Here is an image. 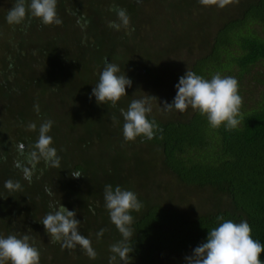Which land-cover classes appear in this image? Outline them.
<instances>
[{
    "label": "trees",
    "instance_id": "1",
    "mask_svg": "<svg viewBox=\"0 0 264 264\" xmlns=\"http://www.w3.org/2000/svg\"><path fill=\"white\" fill-rule=\"evenodd\" d=\"M156 1L165 3L166 11L162 19L156 16L161 11L151 16L149 22L156 24L150 32L141 31L148 14L142 3L151 6ZM15 2L0 0V131L16 146L9 150L8 141L0 142V217L7 223L14 220L18 229L6 224L5 237L15 232L28 234L40 252V264H60L69 256L73 257L69 264H120L119 257L110 261V246L122 240L104 206V187L111 184L133 191L143 204L140 212L131 213V264H177L178 258L186 262L185 257L206 241L208 230L218 226V216L237 223L247 220L253 239L264 244V0H238L217 13L215 5L198 9L188 32L178 24H183L182 0H57L60 25H44L30 16L22 24L10 25L6 16ZM119 8L130 17L128 30L108 26L117 20L115 9ZM191 31L204 32L197 52L188 53L190 62L184 63L180 75L161 81L178 82L187 70L206 79L216 73L236 78L243 98L240 125L231 131L223 125L213 128L191 107L185 112L162 110L148 116L157 125L153 139L141 136L125 141L120 109L127 110L137 99L131 96L133 86H138L134 59L153 61L148 55L140 56L142 48L149 46V53L166 58L167 48L156 43L163 38L169 43L174 37L179 42ZM33 34L36 39H30ZM106 57L120 67L118 75L126 74L132 80L127 95L116 105L98 104L95 96L89 99L88 95L98 83ZM164 61L159 62L162 68ZM54 69L60 72L53 73ZM170 70L165 68L169 77ZM151 83L145 81L142 89ZM65 87L71 93L81 88L89 108L77 112V121L72 118L77 125L55 126L53 116L57 118L58 112L48 111V105L62 99L60 92ZM176 91L175 87L170 93L165 90L164 102L171 103ZM37 103L39 113L34 109ZM46 120L53 121L48 135L66 136L61 145L52 144L61 157L60 168L41 160L29 183L14 161L24 159L18 154L21 144L25 155L33 150L39 127ZM29 123L36 124V131L27 130ZM71 171L83 175L73 178ZM160 175L173 182L176 194L171 201L161 197L173 189L157 181ZM9 179L20 181L23 191L8 192L4 182ZM46 188L52 190L51 196ZM193 194L200 199L194 208L182 204ZM52 201L76 212L81 221L79 232L91 240L95 259L84 253L85 260H81L79 246L69 250L62 249L60 242H51L40 221L51 211ZM12 210L20 212L22 220ZM101 229L105 231L98 238ZM260 259L264 264V251Z\"/></svg>",
    "mask_w": 264,
    "mask_h": 264
},
{
    "label": "clouds",
    "instance_id": "2",
    "mask_svg": "<svg viewBox=\"0 0 264 264\" xmlns=\"http://www.w3.org/2000/svg\"><path fill=\"white\" fill-rule=\"evenodd\" d=\"M238 0H199L204 6H225ZM57 0H16L8 10L6 20L10 25L22 24L27 17L37 18L44 25H60L62 20L57 15ZM113 10V9H110ZM117 20L109 21L108 26L116 30H128L130 17L123 8L115 9ZM134 30V29H131ZM121 69L117 64L105 58V66L99 75L98 83L92 89L89 99L95 96L98 104L111 102L116 105L121 97L127 95L126 87L132 86V80L126 74L118 75ZM176 95L171 103L165 101V111L176 110L185 112L191 107L199 111L207 118L213 128L222 125L226 130L236 129L241 123V107L243 98L239 94L238 80L232 76L214 74L206 79L193 71L187 70L179 78L175 85ZM134 99L130 102L127 110L121 108L123 116V137L125 141H135L137 137H144L151 140L155 136L157 125L148 116L152 111L150 98ZM37 113L40 111L39 104H34ZM115 120V117H113ZM53 125L52 120L44 121L39 127L38 139L33 145V150L25 155L24 145L18 147V154L24 157L23 160L14 161V167L20 169L23 178L29 183L36 164L41 160L53 168H60L61 157L57 149L52 146L53 138L48 135ZM35 123H29L27 130L36 131ZM73 178H79L82 173L71 171ZM8 192L23 191L20 181L9 179L4 182ZM45 191L51 196L52 190ZM104 206L109 213L111 222L116 226L122 236V240L110 246L113 254L110 261H116L119 257L120 264H131V253L133 244L129 241L134 235L131 225L134 222L132 212H140L143 204L139 201L137 194L130 190H124L119 185L111 184L104 187ZM51 209L40 221L46 233L50 236L51 242H60L62 249H75L79 246L90 259L97 257L92 247L91 240L79 232L80 220L76 219V212L68 210L62 204L49 203ZM219 224L208 230L207 239L196 246L191 255L185 257L187 264H262L260 254L264 251V244L253 239L252 228L247 220L234 222L231 219L225 220L218 216ZM105 230L101 229L97 237L103 235ZM31 237L28 234L17 236L10 234L7 237L0 236V264H40V252L30 243Z\"/></svg>",
    "mask_w": 264,
    "mask_h": 264
},
{
    "label": "rangeland",
    "instance_id": "3",
    "mask_svg": "<svg viewBox=\"0 0 264 264\" xmlns=\"http://www.w3.org/2000/svg\"><path fill=\"white\" fill-rule=\"evenodd\" d=\"M142 7H144L146 9L148 14H147V16L144 17L145 20L143 22V29L141 28V31L144 30L145 32H147V31L150 32L152 30V28H154L153 25H155L156 23L149 22V19H151V16L153 14L157 13V11H161V13L156 14V16L158 17V15H159L160 19H162V16H163V14L166 11V5H165V3H161L159 1H156L155 5H151V6H150V4L142 3ZM142 7H141V9H142ZM193 8H194L195 12L192 10ZM201 8L202 9H206V10L208 9V7L200 4L199 0H182L180 11H181V14H183V20H182L183 24L182 25H181V23H178V24L181 26V29H182L183 32H188V30H190L192 23L191 24H189V23H190V21H192V18L196 15L197 10L198 9L202 10ZM220 10H221V8L216 7L214 9V12L217 13ZM208 11H202V12H208ZM184 13H186V14H184ZM164 21H166V19ZM164 21H163V25H165ZM167 22H168V20H167ZM211 24H212V22H211ZM205 25H207V23L204 24L203 26H205ZM209 27H210V25H209ZM165 30H166V28L163 27L162 31H164V33H165ZM143 33L144 32H142V34ZM203 33L204 32H202V31H191L186 39H184V40L182 39L179 42H176V37H174V36H173L174 37L173 41H171L169 43H165L166 42V38L161 39V41L159 40L160 42L158 41L156 43V45H162L161 46L162 49L167 48V50H168L166 52V58H164V57L161 58L160 55L154 56L153 54L149 53L147 51V49L150 47L149 46L147 48L146 47L142 48V54L140 56L141 57L142 56L147 57L146 55H148V57H152L153 58V61L146 62V61H144L143 59H141L139 57L134 59L133 66L134 67L137 66V69L135 68V70H136V78H135L136 79V83L135 84H137L138 86H136V87L133 86V90L131 91V96L137 97V99H142V98H145V97H149L150 95L154 96V97L150 98V104H151V107H152L151 114L159 113L162 110L165 111L163 109L164 100L162 99L164 97V95H165V90H168L169 93H170V90L173 89L178 82L171 81L170 83L166 84L167 80L166 81H161V80L165 79V78L167 79V77H168V80H171L177 74L180 75L179 73L181 71H183V68L186 66V64H184V63L188 64L190 62L188 53H196L197 52L196 50H197V47L199 45L200 40L203 37ZM44 37H46V35H44ZM30 39H36L35 35L34 34L31 35ZM168 46H172L171 50L169 49ZM176 47H177L178 50H175ZM157 51H160V49L157 48ZM1 56H2V53H0V58H1ZM194 56H192V57H194ZM162 60H165L164 61V63H165V65H164L165 67L164 68L159 66L160 63H162ZM116 62H118V61H116ZM144 62H146V65L144 64ZM168 65L170 67H168ZM56 66H59V65H56ZM64 67H65V65H64ZM73 67L77 68V66L75 64L73 65ZM144 67H147L149 72H146ZM166 67L172 69V70L169 71L170 74H172V76L169 77V76L166 75V72H165V68ZM62 69H64V68H62ZM66 71H67V68H66ZM58 72H60V71H58L57 69H54L53 73H58ZM71 76H72V74H71ZM61 77H62V75L59 74V78H61ZM79 77H81V75ZM147 80L148 81L151 80L152 83L148 84L147 85V89L143 90L142 87L144 85H142V84H144V82L147 81ZM172 84H174L173 87H172ZM140 85H142L141 89L139 88ZM138 89H140V90L138 92H136V90H138ZM62 92H63L62 99L61 100H57L56 102H53V104L51 106L49 104L48 105V111H50L51 113L52 112H55V113L58 112V117L57 118L53 116V118L55 119L54 120L55 126L56 125L57 126H71L72 124H76L77 125V122L74 123L72 121V118L76 120V118L74 116L77 114L78 111H82V112H87L88 111L87 109L89 108V106H87V101L85 100L86 96L82 92L81 88L74 89L73 93H71L65 87L60 92V94ZM88 95H90V93ZM159 99H161V100H159ZM125 104L126 103L124 102V106H126ZM1 127H2V125L0 124V129H1ZM78 127L81 128V126H75L74 128L78 129ZM97 128H98V126L94 127V129H97ZM68 131L71 132L72 131L71 128H69ZM9 137L10 136H8L6 134V132H4L2 130L0 131V142H2V141L3 142H7L8 141L6 143V145L9 147V150H12V148H14V150H15L16 146H12L11 145V140L12 139H10ZM65 137L66 136H64V135H58V137L53 135V144L61 145L62 141L64 140ZM14 142H15V140H14ZM3 149H7V148H3ZM25 150H26V148H25ZM157 181L161 182V183L165 182V184H169V186L172 187L173 190L165 191L166 193H164V190H166V189L161 190L162 191V195L164 193V195L161 196L163 198V200L171 201L173 199V196L175 197V195H174V193H175L174 190L175 189L173 188V182L172 183L170 182V177L168 178V176L160 175L158 177ZM148 186H150V185H148ZM199 201H200V199L198 200L197 196L193 194L192 196H189V198L186 199L184 202H182V204L184 203V205H189L190 206L189 208H191V207L194 208L196 203L199 202ZM1 205H3V204H1ZM3 207H4V209H9L7 206H3ZM11 213H15L14 216L16 215L17 218L22 220L20 212L18 213L16 211L12 210ZM0 218H2V217H0ZM5 220L7 221V218H5ZM10 223H11V227L12 228L15 227L13 229L14 231L18 230L16 228L17 226H16L14 220L7 223V222L4 221V218H2V219H0V236L5 237V234L3 233V230L5 229L6 224L9 225ZM15 234L18 237L22 236L20 233L17 234L15 232ZM81 252L83 253V256L80 259L81 260L82 259L85 260V257H86L85 254H84L85 252L83 250H81ZM69 257L73 258L72 256H69ZM70 258L63 259L60 264H69ZM88 261H90V260H88ZM177 264H187V262H184L182 259L178 258L177 259Z\"/></svg>",
    "mask_w": 264,
    "mask_h": 264
}]
</instances>
